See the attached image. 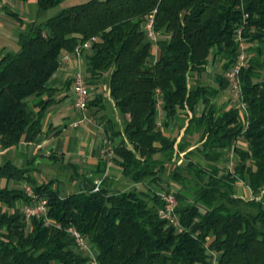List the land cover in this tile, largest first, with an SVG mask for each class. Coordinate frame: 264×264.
Instances as JSON below:
<instances>
[{
  "label": "trees",
  "instance_id": "16d2710c",
  "mask_svg": "<svg viewBox=\"0 0 264 264\" xmlns=\"http://www.w3.org/2000/svg\"><path fill=\"white\" fill-rule=\"evenodd\" d=\"M68 1L36 0L38 14L21 32L19 49L0 59V151L31 144L43 132L58 101L49 82L61 56L95 38L90 50H82L94 94L87 114L108 108L101 83L109 75L121 119L100 117L111 160L141 187H113L103 177L104 160L95 171L103 177L97 191L95 176L84 177L80 191L61 195L54 180L40 182L33 175L37 155L27 167L4 159L0 264H92L69 227L96 250V264H264V196L245 200L236 189L242 180L255 197L264 190V0ZM152 16L155 42L143 27ZM241 44L247 45L240 71L246 115L240 101L229 107L214 101L229 90L226 74L241 56ZM155 45L159 56L153 61ZM217 61L220 69L209 81L207 66ZM179 117L184 120L177 131L167 135ZM232 145L239 160L230 172L220 163ZM196 152L205 164L193 159ZM48 158L56 163L63 155ZM169 164L171 180L181 186L173 192L182 231L159 214V192L171 191L163 178ZM10 181L47 198L48 216L61 227L36 217L28 221L19 203L34 201Z\"/></svg>",
  "mask_w": 264,
  "mask_h": 264
},
{
  "label": "crops",
  "instance_id": "0c3cea01",
  "mask_svg": "<svg viewBox=\"0 0 264 264\" xmlns=\"http://www.w3.org/2000/svg\"><path fill=\"white\" fill-rule=\"evenodd\" d=\"M70 1L73 4L80 3L79 0ZM37 14L38 8L36 0H0V59L6 53L16 52L19 49V36L21 32L36 18ZM158 56L159 48L155 45L153 46L151 59L156 61ZM214 64L215 63L210 62L207 66L205 78L209 81L214 79ZM75 65V60L64 63L58 68L49 82L52 87L58 89V101L51 106L46 115L43 132L31 144L23 142L19 144L18 147L12 148L9 151H0V163L4 161V157L2 156H6L12 159L17 165H21L23 162L32 159L36 155L37 157L47 158L52 153L63 155L61 159L63 165L79 171L78 173L74 171L73 178L71 179L75 181L74 186L76 183L79 188L78 191H80L84 184L83 178L94 177L95 171L99 168L101 162L105 160L108 164L103 177L109 178L113 187H118V185L121 184H124L123 189L138 187L139 184H133L131 181H128L123 176L120 166L111 160L114 153L111 146L107 144L108 141L104 131V122H99L94 118V116H99V112L94 116L88 115L90 120L80 122L77 126L74 125V123L81 118V113L73 106L75 94L72 74ZM101 88L104 95L103 102L107 104L110 115L120 122L119 111L110 95L109 75H106L102 79ZM226 92L227 91L220 94L214 101L218 104V100L222 96L232 100V98L227 96ZM70 96H72V98H70ZM37 100L38 98L32 99L33 102ZM201 108L200 106L199 110H201ZM241 112L243 115H246L244 110H241ZM178 119L180 122L181 117ZM161 120H163V116L160 118L159 122H162ZM172 130H174V128H172ZM183 130L184 129L178 131V140L182 137L184 133ZM165 133L167 135H173L175 131L168 129ZM194 147H196V145L190 149ZM200 156L201 155L197 152L192 155L193 159L199 162L201 159ZM53 162L55 161L53 160ZM103 177L96 175L94 180L96 181ZM242 185H240V189L237 188V196L245 199V195H249V192L251 194V190L243 181ZM95 254L97 255L96 250Z\"/></svg>",
  "mask_w": 264,
  "mask_h": 264
},
{
  "label": "built area",
  "instance_id": "2783aa9c",
  "mask_svg": "<svg viewBox=\"0 0 264 264\" xmlns=\"http://www.w3.org/2000/svg\"><path fill=\"white\" fill-rule=\"evenodd\" d=\"M154 18L153 16L149 19L148 22L144 24V29L147 33V38L151 41L157 40V33L154 30L153 27ZM240 39V34H239ZM95 40V38H92L82 44V46L78 47L74 53L65 52L60 59V66L63 65L66 62L75 60L76 65L74 72L72 74V83H73V89H74V99H73V106L76 110H78L81 113V118L74 123L75 126H77L80 122L90 120V117L87 114V107L88 103L91 100L90 97V91L89 86L87 83L86 75L84 72V60L82 56V50H90L92 47V43ZM243 47V44H241V48ZM246 64V55L241 54L239 60L237 63L227 72L226 76L229 81V90L234 98V101H240V109L244 110L246 112L245 104L241 102L242 97V83L240 79V71L241 68ZM247 114V112H246ZM239 144V141H238ZM235 151V145H232L231 148L226 150V156H225V162L226 167L230 172L234 171L237 159ZM102 182V179L95 181V187L94 191H97L100 187V184ZM24 189L28 196H30L34 203L33 204H23L22 210L25 214V217L28 221H30L32 218H41L44 221V224L46 226H50L55 224L57 227H61L60 224L54 222L49 216H48V200L47 198H42L37 196V194L34 192L33 188L25 184ZM160 197L164 201V207L160 209L159 214L163 219H166L170 224L174 225L179 231H182V226L177 214V207H178V199L173 191L167 192V191H161L159 192ZM264 196V190L261 193L260 196L255 197L251 191V198H256L257 200H260ZM67 232L71 234L72 237H74L76 246L89 253V256L91 257L92 264H96V257L95 249L93 246L88 242V240L74 227H69L67 229Z\"/></svg>",
  "mask_w": 264,
  "mask_h": 264
},
{
  "label": "rangeland",
  "instance_id": "374dc122",
  "mask_svg": "<svg viewBox=\"0 0 264 264\" xmlns=\"http://www.w3.org/2000/svg\"><path fill=\"white\" fill-rule=\"evenodd\" d=\"M87 0H79V2H85ZM68 3H71V1L69 0ZM59 7L58 8H53L51 10H49L47 13H46V17L44 16L42 20L46 19L47 17H50V16H53L57 11H58ZM155 42V41H154ZM246 46L247 45H243V47L241 48V54H244L246 55V52H247V49H246ZM213 66H215V71L219 68L220 69V66H219V62L217 61ZM83 68H84V65H83ZM214 70V69H213ZM89 91H90V97L93 96L94 94L93 93V90L89 87ZM227 96L229 98H233L232 97V94L230 92V90H227L226 92ZM70 98H72V96H70ZM234 99V98H233ZM219 103L218 105H226L227 107L233 105L235 103V101H232L228 98H225L224 96H222L219 100ZM99 116H94L95 120L100 121V115H107L109 116L110 113L107 109V107H105L104 109H100L99 110ZM162 118V116L160 117ZM182 120V119H181ZM179 122V119L177 122L171 124L170 126V130L171 131H177V128H178V125H180V123L184 120H182ZM172 128H174V130H172ZM195 141V140H194ZM241 145H243V142L240 141L239 142ZM12 156V154H11ZM4 157V159H6L7 157L6 156H2ZM200 162L202 164H205V160L202 158V156H200ZM235 158L237 159V161L239 160V157L238 155L235 156ZM3 160V158H2ZM53 161V160H52ZM179 163V162H178ZM35 165H37L38 169H37V172H35L33 175L36 176V178L40 181V182H45V181H49V180H54L56 182V186H58L60 192H61V195H68V194H71L75 191H78L79 188H78V185L75 183V186H74V180H72L71 178H73V173H74V170L72 168H68V167H65L62 163V161H58V162H36L35 161ZM221 166H224L226 165V162L223 160L221 163H220ZM19 166H23V167H27L28 164H27V160L25 162H23L21 165ZM226 167V166H225ZM174 168V165L172 164H169L168 167H167V170L165 172V174L163 175V178L165 180V183L169 182L170 184V189L171 191H176L178 190L181 186L178 182L176 181H173L171 180L170 178V172L171 170ZM79 172V171H78ZM2 182L4 183V181L2 180ZM11 183V184H10ZM168 184V183H167ZM25 184L22 183V182H15V181H10L9 182V186L10 187H19V186H24ZM240 185H242V180L239 181L237 183V186H236V189H240ZM77 186V187H76ZM129 186V185H128ZM166 187H168L166 184H165ZM239 186V187H238ZM119 189H123L124 187V184H121V185H118ZM138 187H141L140 185ZM243 187V185H242ZM162 191H167V190H162ZM251 194L249 192V195H245V200H248L250 198ZM251 199V198H250ZM249 199V200H250ZM19 206L20 208L22 209V202L19 203ZM88 253V252H87ZM89 254V253H88Z\"/></svg>",
  "mask_w": 264,
  "mask_h": 264
},
{
  "label": "water",
  "instance_id": "95a60500",
  "mask_svg": "<svg viewBox=\"0 0 264 264\" xmlns=\"http://www.w3.org/2000/svg\"><path fill=\"white\" fill-rule=\"evenodd\" d=\"M36 162L38 163V162H51V163H53V161L52 160H50L49 158H47V157H38L37 158V160H36Z\"/></svg>",
  "mask_w": 264,
  "mask_h": 264
}]
</instances>
